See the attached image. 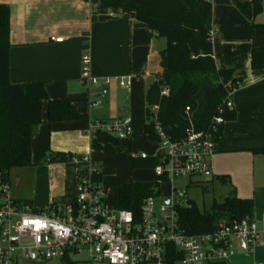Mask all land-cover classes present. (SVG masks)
<instances>
[{"label": "crops", "instance_id": "1", "mask_svg": "<svg viewBox=\"0 0 264 264\" xmlns=\"http://www.w3.org/2000/svg\"><path fill=\"white\" fill-rule=\"evenodd\" d=\"M212 3L214 58L219 68L234 71L239 89L232 96L236 118L225 123L215 145V178L211 182L221 183L220 178L225 177L227 183H221L228 189L224 198L235 190L239 198L254 201L253 219L261 232L260 245L254 255L239 254L235 262L264 264V155L253 152L264 148V69L252 68L253 49L264 56V0L263 10L257 16L252 0H212ZM0 5L11 10V83L45 82L51 100H74L77 110L89 119L49 124L48 103H44L43 122L33 140V157L37 153L33 167L44 157L47 175L42 177L33 168L30 196L22 199L15 195L17 199L32 206L34 201L41 202L47 208L76 201L77 166L46 164L50 154L88 155L99 166L105 162L104 171L112 170L113 174L116 169L110 165L112 157L115 160L125 156L129 164L131 157L137 158L142 153L155 157L159 144L152 150L150 145L154 142L144 133L146 92L155 74L162 71L160 54L167 46L165 39L156 37L149 29L134 27L128 15L99 12L95 18L96 7L88 0H0ZM52 37L64 38V42H54ZM85 54L92 57L95 77L113 79L106 97L101 96V88L91 87L83 79ZM121 78H132L131 90L119 87ZM94 101L100 102V106L94 107ZM121 118H131L133 122V135L120 140L124 151L118 152L111 144L93 149L90 124ZM111 174L103 176L102 184ZM42 180L49 190L40 198L38 185ZM16 181L18 186L19 177ZM150 182H157L155 174ZM126 184L129 183H121L120 188ZM104 188L109 195L108 188ZM120 188L115 206L109 205L107 199L109 208H118ZM58 191L61 193L57 194Z\"/></svg>", "mask_w": 264, "mask_h": 264}, {"label": "built area", "instance_id": "2", "mask_svg": "<svg viewBox=\"0 0 264 264\" xmlns=\"http://www.w3.org/2000/svg\"><path fill=\"white\" fill-rule=\"evenodd\" d=\"M215 34L212 30V39ZM51 40L64 42V38ZM82 72L91 87L101 88L102 97L109 94L113 79H100L92 74L90 54L82 57ZM118 85L131 90L132 78H121ZM234 92L226 103L229 110L233 109ZM168 94L169 89L164 88L162 95ZM92 105L98 107L100 102L94 101ZM153 111L157 112L158 108ZM132 124L131 118L93 122L89 136L91 141L96 140L98 133L127 139L133 135ZM223 124L221 116L215 117L208 131L190 128L178 141H172L158 127L160 141L155 156L160 157V163L154 172L160 194L144 201L140 221H136L131 211L108 207V193L102 182L95 179L102 173L101 168L88 155L75 156L71 162L77 166L76 201L65 206L51 205L41 211L17 199L10 178L0 173V264H52L54 261L79 264L73 257L82 252L89 254L88 264H236L239 254L254 255L261 239L254 219L231 224L221 221L214 232L199 235H188L180 223V211L193 208L194 202L188 197V190H179L177 181L189 178L211 182L215 178L216 136ZM139 157L148 158L143 153ZM164 183L171 186L170 196L161 194ZM199 183L191 181L186 188ZM170 247L180 254V259L170 255Z\"/></svg>", "mask_w": 264, "mask_h": 264}, {"label": "trees", "instance_id": "3", "mask_svg": "<svg viewBox=\"0 0 264 264\" xmlns=\"http://www.w3.org/2000/svg\"><path fill=\"white\" fill-rule=\"evenodd\" d=\"M263 0H252L254 15L262 10ZM99 12L128 15L136 28L152 31L156 37L165 39L166 48L161 52L162 71L155 74L154 82L146 92V122L144 133L149 140L159 143L158 127L172 141L182 139L186 131H208L214 118L221 116L224 124L219 126L216 141L223 133L224 125L236 118L233 110L226 107L230 96L239 89V81L231 69L219 68L213 52V3L212 0H92ZM11 10L0 5V173L6 178L15 169L33 166V140L43 122L44 103H48V123L88 122L71 99L51 100L45 82L12 84L10 81ZM252 68L264 69V56L252 51ZM164 88L168 96L162 95ZM157 107L158 111L153 109ZM189 108L190 112L186 109ZM111 144L123 152L121 141L106 133H98L92 147L100 150ZM264 155V148L253 151ZM72 154L56 153L46 157V164L72 162ZM160 157H131L132 170L154 169ZM95 176L102 182L105 174ZM226 184L225 177L220 178ZM157 182H131L119 190V205L131 211L140 221L141 208L150 196L159 195ZM254 201L242 199L234 190L221 202L214 201L210 211H201L195 204L191 209L180 211V223L188 235L209 234L222 221L253 219ZM171 256L180 254L170 247Z\"/></svg>", "mask_w": 264, "mask_h": 264}, {"label": "rangeland", "instance_id": "4", "mask_svg": "<svg viewBox=\"0 0 264 264\" xmlns=\"http://www.w3.org/2000/svg\"><path fill=\"white\" fill-rule=\"evenodd\" d=\"M154 145H150L151 149L153 150L154 148H157V144L153 143ZM141 149V148H140ZM35 153V157H36ZM35 157H33V159H35ZM43 162V163H42ZM105 162H103L104 164ZM111 164L110 165H115L116 171L115 173H118V175L116 177H114L115 173L111 174V175H107L105 180H104V186H106L108 188V192L109 195L107 194V199H108V203L109 205L115 206L116 205V201L118 198V189L120 188L121 183H131V182H141V181H152L154 178V171L149 170V169H139V174L134 177V173L136 170H132L131 169V165L129 164L128 159L125 156H120L117 159L113 160V157L111 158ZM44 164V157L42 158V160H40L38 162V165H36L35 167L30 166V167H26L24 169H15L11 172L10 174V178H11V182L13 184V189H14V193L16 195L17 198H26L29 197L32 191V187H31V183L33 182V168L37 169L38 174H40V176L45 177V175H47V169H45ZM65 164H69L71 166H74V164L72 165V163H65ZM101 163L100 164V168H101V172H104V166ZM29 172V173H27ZM19 177V184L18 186H15L16 183H18L16 180ZM134 177V178H133ZM43 179V178H42ZM200 181L199 184L197 185H193L191 187H189L188 189L186 188V186L189 184V182L191 181ZM125 181V182H122ZM42 182V183H41ZM177 185L179 190L182 191H187L188 190V197L194 202V204L201 210V211H210L214 201L217 202H221L224 198L225 195H227L226 193L228 192V189H226L225 186H222L221 183L215 181V182H207L206 179H189V178H183L177 181ZM47 190H49V188L45 185H43V180L40 181V185H38V195L40 198H43V195L45 193H47ZM162 192L167 195L170 196L171 195V186L168 183H164L162 185ZM61 192L58 191L57 194H60ZM161 201V199H160ZM47 206L41 203V202H37L34 201L33 203V209L35 211H41L46 209ZM89 254H87L86 252H82L79 255H76L73 257V259L78 262L79 264H88L89 261ZM52 264H59L58 261H54ZM199 264H208L206 262H201Z\"/></svg>", "mask_w": 264, "mask_h": 264}, {"label": "snow or ice", "instance_id": "5", "mask_svg": "<svg viewBox=\"0 0 264 264\" xmlns=\"http://www.w3.org/2000/svg\"><path fill=\"white\" fill-rule=\"evenodd\" d=\"M34 223H40L39 221H36V222H34Z\"/></svg>", "mask_w": 264, "mask_h": 264}, {"label": "water", "instance_id": "6", "mask_svg": "<svg viewBox=\"0 0 264 264\" xmlns=\"http://www.w3.org/2000/svg\"><path fill=\"white\" fill-rule=\"evenodd\" d=\"M169 202V200H166V203H168Z\"/></svg>", "mask_w": 264, "mask_h": 264}]
</instances>
